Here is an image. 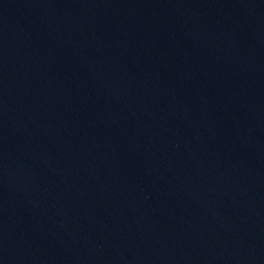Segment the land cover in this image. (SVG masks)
Instances as JSON below:
<instances>
[{
	"label": "water",
	"instance_id": "1",
	"mask_svg": "<svg viewBox=\"0 0 264 264\" xmlns=\"http://www.w3.org/2000/svg\"><path fill=\"white\" fill-rule=\"evenodd\" d=\"M0 264H264V0H0Z\"/></svg>",
	"mask_w": 264,
	"mask_h": 264
}]
</instances>
